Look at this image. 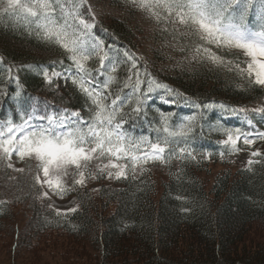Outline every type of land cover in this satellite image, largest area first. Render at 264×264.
Listing matches in <instances>:
<instances>
[{"label":"trees","instance_id":"trees-1","mask_svg":"<svg viewBox=\"0 0 264 264\" xmlns=\"http://www.w3.org/2000/svg\"><path fill=\"white\" fill-rule=\"evenodd\" d=\"M95 24L96 35L106 49L111 46L112 55L119 50L122 59L123 51L128 50L139 57L141 39L127 23ZM154 58L157 61L155 56L150 63L139 57V64L147 67L155 82L172 91L154 87L138 115L131 111L137 99L132 96L122 110L123 127L135 138L155 140L163 114L170 129L185 130L186 136L180 139L187 143L181 146L191 150L196 159L180 160L176 165L168 162L158 171L147 168L134 179L117 182L118 187L103 184L96 193L86 186L76 187L77 211L60 215L48 206V199L41 198L34 164H24V171L13 175L0 162V201L4 202L0 203V230L11 232L12 227L13 254L22 241L33 257L37 248L52 246L53 256L61 255L68 264L84 259L86 264H264V241L254 239L257 231H264V157L253 159L260 163L234 169L229 149L222 143L228 125L212 117L222 106L233 110L252 105L263 92L247 77L220 68L163 75ZM0 60L5 66L0 72V123L8 119L21 123V117L28 114L65 109L79 110L89 119L86 99L71 79L48 84L39 72H50L53 65L62 70L61 62L68 66L67 54L59 46L39 40L24 25L3 18ZM89 62V69L99 67L97 60ZM127 68L120 65L110 90L113 93L121 92ZM142 87L146 89V85ZM130 91L123 88L121 95ZM250 120L264 131V113ZM259 143L264 152V141ZM18 206L28 213L34 236L21 237L18 226L15 230L18 221L12 210ZM6 221L11 227L6 228ZM60 234L67 238L56 244L58 240L52 237ZM87 244L94 254L89 253Z\"/></svg>","mask_w":264,"mask_h":264},{"label":"snow or ice","instance_id":"snow-or-ice-1","mask_svg":"<svg viewBox=\"0 0 264 264\" xmlns=\"http://www.w3.org/2000/svg\"><path fill=\"white\" fill-rule=\"evenodd\" d=\"M134 3L157 21L182 26L197 37L199 43L194 48L193 59L231 65L241 76L246 74L251 84L264 87V0H134ZM85 4L86 0H0V19L22 22L37 39L57 45L67 54V67L61 62L62 70H57L55 65L50 72L44 69L45 82L52 84L60 78L71 79L88 104L87 120L79 110L65 109L60 113L28 114L26 118L21 117V123L11 119L0 123V162L6 161L8 168H14L13 157L21 162L35 160V183L47 189L40 193L41 198L50 199V190L62 199L70 190L66 177L72 178V188L85 187L89 179L102 176L128 179L131 172L134 179L151 163L166 164L173 158L196 159L191 150L181 146L187 143L180 139L186 136L185 130L170 129L168 118L163 114L155 140L146 136L134 138L124 129L126 121L122 110L132 96L137 99L131 111L138 115L143 112L154 87L172 90L155 82L134 53L124 50L122 59L119 50L110 55L111 46L106 50L103 41L92 35L95 17ZM85 12L91 19L86 18ZM208 45L239 50L248 58L246 67L226 61ZM93 57L98 59L99 67L89 69L86 65ZM122 63L128 65V75L121 92L123 88L131 90L123 95L110 91ZM7 71L11 79L12 68ZM253 111L264 113V108ZM192 119L194 117H188L189 121ZM248 124L253 131L237 129L235 135L226 134L222 143L228 147L230 155L241 151V142L251 149L257 140L264 141V131L256 129L251 120ZM249 156L264 157V152L257 148L250 151ZM260 162L250 158L248 165ZM92 168L94 171L90 170ZM14 170L24 171L22 168ZM78 207L68 208L65 214L76 212ZM56 211L57 215L61 214L59 209Z\"/></svg>","mask_w":264,"mask_h":264},{"label":"rangeland","instance_id":"rangeland-1","mask_svg":"<svg viewBox=\"0 0 264 264\" xmlns=\"http://www.w3.org/2000/svg\"><path fill=\"white\" fill-rule=\"evenodd\" d=\"M94 15L100 20L109 24L112 20H120L128 24L136 34L139 35L141 39L140 55L147 61L152 62L153 57L157 56V61L160 64L159 69L163 72V75L166 72H170L176 75H184L193 73L196 71H204V69L213 70L218 66L212 64L206 60L193 59L194 48L199 43L198 38L194 35L188 33L182 26L178 27L173 24L165 23L163 20L157 21L155 18L150 16L147 11L141 9L134 3V0H87ZM23 25L22 22H20ZM212 48V51L216 52L217 55L222 56L223 50L216 49L212 45H208ZM238 53L243 54L239 50L233 49ZM245 62L247 59L245 56ZM237 62H233V65ZM224 66V65H223ZM231 66V65H230ZM230 66H224L229 69ZM221 67V70L224 69ZM242 67V65H241ZM242 85V84H241ZM264 108V98L256 106V109ZM27 161V160H26ZM32 161L36 164L35 160ZM27 161V162H28ZM14 165V168H10L12 174H17L18 171H15V168H22L26 164L17 160L13 157L11 161ZM106 162V161H105ZM94 171V168L90 169ZM42 175V173H41ZM97 179H90L88 189L96 193L101 185L110 186L114 181L113 179L103 180L105 183H100L96 181ZM65 183L71 188L72 178L66 177ZM87 184V183H86ZM47 190L46 188L43 191ZM50 201L52 209H59L62 212H66L68 208L77 207L76 196L64 197L61 199L56 195L52 194L49 190ZM22 207H16L12 210L15 214V218L18 221V225L15 224V230L18 229L21 232V237L34 236L32 225H28V213L24 211ZM25 221V222H24ZM24 223L26 227H24ZM6 228L11 227L9 221L5 222ZM11 232L7 230H0V264H68L61 260V255L54 254L53 256V247H40L36 249L35 257L33 253L30 252L28 246L22 241L18 243V248L15 251V254L11 252V246L13 244L12 234L13 229L10 228ZM14 230V231H15ZM55 235V234H53ZM66 235L60 234L58 237H52V240L56 239L58 242L56 244H61L65 242ZM253 238V237H252ZM259 239L264 241V231H257L254 239ZM88 245L89 253L94 254V250L91 249V245ZM254 245L252 244L253 247ZM87 260H82L79 263L72 264H86ZM71 262H69L70 264Z\"/></svg>","mask_w":264,"mask_h":264}]
</instances>
